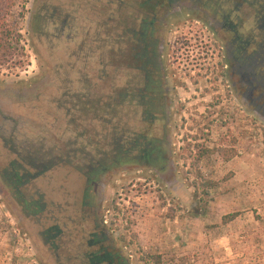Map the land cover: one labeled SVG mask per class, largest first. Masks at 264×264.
Returning <instances> with one entry per match:
<instances>
[{"label": "rangeland", "instance_id": "obj_1", "mask_svg": "<svg viewBox=\"0 0 264 264\" xmlns=\"http://www.w3.org/2000/svg\"><path fill=\"white\" fill-rule=\"evenodd\" d=\"M23 3L17 0L13 13L25 14L26 64L0 68V172L22 179L0 186V264H79L62 246L37 239L20 206L39 198L46 210L50 175L59 166L110 152L114 51L129 47L133 31L154 17L160 29L166 25L161 34L173 45L171 65L207 86L190 93L205 111L174 117L183 183L177 194L153 176L132 172V165L115 179L112 170V195L104 203L111 234L130 264H213L223 249L235 263L264 264V117L244 111L221 71L229 40L249 51L264 49V0ZM34 9L43 17L35 36L29 24ZM187 44L194 45L195 68L183 55Z\"/></svg>", "mask_w": 264, "mask_h": 264}, {"label": "flooded vegetation", "instance_id": "obj_2", "mask_svg": "<svg viewBox=\"0 0 264 264\" xmlns=\"http://www.w3.org/2000/svg\"><path fill=\"white\" fill-rule=\"evenodd\" d=\"M173 1L179 3V0ZM41 14L34 9L29 16L33 36L40 28ZM151 22L144 19L141 28L133 31L132 44L114 51L110 152L59 166V171L50 175L46 210L39 198L24 201L25 207L20 206L22 217L32 218L37 239L48 246H62L67 259L79 264H130L124 249L117 245L118 238L111 234L115 232L110 228L112 221L105 219L104 203L112 195L108 187L111 188V178L119 176V170L132 165V172L136 171L145 180L153 176L169 193L177 194L183 185L177 165L179 155L171 136V131L177 127L173 121L176 115L185 118V111L199 110V114H203L205 110L195 107L190 93L198 89L202 92L207 86L202 80L188 77L180 64L171 65L169 57L173 45L171 41L166 43L161 34L166 25L160 29L156 22ZM231 40L225 45L226 65L221 70L229 83V92L244 111L248 109L262 119L264 94L257 91L264 85L263 45L249 51ZM181 49L185 51V59L192 61L191 68H195L194 45L187 44ZM8 90L23 94L12 88ZM2 101L0 97V104ZM7 180L16 185L22 181L17 173L5 169L0 172V186ZM44 211L46 217L42 221Z\"/></svg>", "mask_w": 264, "mask_h": 264}, {"label": "trees", "instance_id": "obj_3", "mask_svg": "<svg viewBox=\"0 0 264 264\" xmlns=\"http://www.w3.org/2000/svg\"><path fill=\"white\" fill-rule=\"evenodd\" d=\"M24 0L23 8L25 6ZM17 0H0V68L8 67L16 69L26 64V50L23 43V33L21 31L20 22L24 18V12L18 15L13 13ZM156 18L148 19L155 23ZM208 149H199L197 158L201 159ZM233 218L234 214L226 215Z\"/></svg>", "mask_w": 264, "mask_h": 264}, {"label": "crops", "instance_id": "obj_4", "mask_svg": "<svg viewBox=\"0 0 264 264\" xmlns=\"http://www.w3.org/2000/svg\"><path fill=\"white\" fill-rule=\"evenodd\" d=\"M229 242H224L222 241L221 245H226ZM226 251L220 250L219 252H216L215 258L216 262L213 264H243L242 262L240 263H235L232 257L229 254H224Z\"/></svg>", "mask_w": 264, "mask_h": 264}]
</instances>
